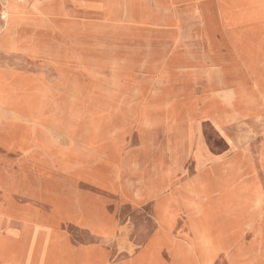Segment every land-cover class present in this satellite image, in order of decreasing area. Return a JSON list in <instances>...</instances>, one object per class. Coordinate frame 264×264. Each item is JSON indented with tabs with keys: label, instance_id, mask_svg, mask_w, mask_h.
Masks as SVG:
<instances>
[{
	"label": "rangeland",
	"instance_id": "1",
	"mask_svg": "<svg viewBox=\"0 0 264 264\" xmlns=\"http://www.w3.org/2000/svg\"><path fill=\"white\" fill-rule=\"evenodd\" d=\"M6 9L9 14L4 18ZM262 54L264 0H0V143L27 153L34 141L30 157L0 148V168L7 182L21 185L28 178L49 197L52 205L36 206L32 216L43 217L53 210L54 222L73 220L99 236L111 237L102 242L63 223L62 240L71 249L60 243L58 235H40L39 225L27 228L30 234L12 228L16 239L0 234V264H211L214 255L236 264L235 242L245 235L240 228L259 229L258 235L250 232L242 240L240 263L264 264L262 224L253 219L247 223L236 205L228 212L224 209L232 194L239 204L245 200L247 210L249 195L257 196L255 188L233 191L227 186L251 174L249 169L214 177L213 182L222 180L219 198L208 203L189 198L178 208L170 204L165 177L155 179L151 195L157 197L160 227L141 252L139 240L149 233L141 228L146 211L135 208L120 192L102 189H115L111 180L121 191L130 188V179L145 165L146 156H181L167 152L176 145L169 135L177 128L172 131L168 122L175 107L184 104L202 113L216 103L211 106L220 105L225 118L260 110L264 88L247 83L264 82ZM223 67L228 73L221 83L237 84L235 92L202 87L208 78L218 79ZM142 118L152 154L141 147ZM213 121L229 136L219 121ZM201 128L213 163L227 169L233 155L257 163L261 140L255 142L256 130L241 131L247 149L242 152L243 148L231 149L210 123L203 122ZM203 151L199 143L198 165L207 160ZM258 152L264 168V144ZM186 166L189 169L180 170V179L195 172L191 160ZM201 192L195 190L197 196ZM27 198L15 196L20 207L28 210L31 205L33 210V201ZM220 198L225 203L218 213L211 206L219 205ZM257 199L255 205H261V196ZM10 203L0 183V208L9 209ZM80 206L81 217L75 213ZM92 210L110 215L118 224H130L132 228L123 229L127 243L136 249L133 246L128 253L119 242L122 232L112 235L115 227ZM176 210L186 213L189 229L180 242L172 238ZM181 230L177 228L176 234ZM189 237L200 248V260L186 251ZM163 249L171 255L170 262L162 258ZM215 264L227 263L220 258Z\"/></svg>",
	"mask_w": 264,
	"mask_h": 264
},
{
	"label": "crops",
	"instance_id": "2",
	"mask_svg": "<svg viewBox=\"0 0 264 264\" xmlns=\"http://www.w3.org/2000/svg\"><path fill=\"white\" fill-rule=\"evenodd\" d=\"M259 55V54H258ZM262 62L260 64V70L264 72V54L260 55ZM218 79H207L206 84L202 83V87L204 88H210L213 90H216L218 92H224V93H231V90L233 89L234 92L236 91L238 85L237 84H230V85H222L221 80L224 78L225 73H228L227 68H220ZM247 84H254L257 86V88L260 89V87L264 88V82L262 84H256L253 80L251 82H248ZM264 96V94H263ZM216 104V103H211ZM262 108L260 110H254L251 112H243L238 111L236 115L234 116H227L225 118L224 111L220 108V105L218 106H207L206 109L203 110L202 113H196L193 109V107L189 106V108L184 106V104L175 107L172 111L169 113L168 122H170L172 131L177 128V132H171L169 135L171 141L173 143H176L175 149L171 147L167 152L169 154H181L179 157L182 159L181 161L179 158H175L174 155H171L170 157L166 159H160V158H150V156H146L145 158V165L142 167H139L138 175L134 178H131L130 181L132 182V185L128 189H122L119 190L117 188L114 181L111 180V184H114L115 189H109V188H102L105 190L113 191V192H120L122 197L130 202L135 208H142L144 211H146V217H145V226L141 227L146 229L149 233L145 237H141L139 240V252L143 250L149 243L151 237L156 235L158 228L160 227V224L158 223L156 213H155V203L157 201L156 196H152L151 193L154 188V182L155 179H158L159 176L165 177V183L169 184V189L166 194H168L171 201V206L173 208H178L180 204H185L188 202L189 198L194 199L195 201H201L204 203H208V201L212 198H219L221 196V192L219 190L220 183L222 180H218L217 182H213L212 179H215L214 177H222L223 175L226 176V174L232 170H236L239 175L244 169H249L251 174H248L245 177H239L238 182L236 180L231 181L230 183H227L230 190H236L241 188L250 187V189L255 188L257 190L256 194L257 196L260 195L263 203L261 205H255L257 203V196L255 194L249 195L251 200V205L248 208V210L244 207V205L241 206L242 212L246 214L247 223L250 221L255 220V224H262V227L264 228V168L262 167V162L259 158V149L261 148L262 142L264 141V98L262 99ZM227 115V114H226ZM238 115V116H237ZM229 117V118H228ZM12 119V118H11ZM215 119L216 121H219L221 125L223 126V129L227 131L229 136L227 134H224L223 131H221L218 126L213 121ZM38 120V118H37ZM144 119L139 120V128L141 129L140 134V140L142 142V149L146 152V154H152L151 149H149V144L147 145V135H146V129L147 124L141 127L140 122H142ZM17 123L24 125L28 124L26 122H22L20 120ZM145 121V120H144ZM146 122V121H145ZM208 122L210 123L216 131L219 132V134L224 138V140L227 142L229 146H231V149L239 148L238 150L243 148L242 152H246V140L242 137L243 134H241L244 129L251 128V130H256V140L257 142L259 139L261 140L259 146L256 149V158L257 163L255 165L252 163V161L248 160L247 156L245 155H233V157L230 159V163L227 169L222 167L219 164L213 163L214 157L212 154L211 149L209 146L205 143L204 134H202V123ZM31 124V123H29ZM244 132V131H243ZM5 136V135H4ZM3 137V136H2ZM21 137H27L24 135H21ZM28 138V137H27ZM29 139V138H28ZM32 140V139H30ZM34 141L30 142V151L27 153L24 152H16L14 150H9L6 147H4L0 143V148L2 150L10 152V153H18L20 155H23L24 157H30L32 156L34 147H33ZM199 143L204 147V155H206V162L201 165H198V161L196 158V150L199 146ZM252 154V153H251ZM192 162V165H194L195 172L191 176H187V178L180 179V172L181 171H188V167L186 166V163L188 161ZM248 160V161H247ZM65 171H67L66 168H64ZM181 170V171H180ZM78 170H75L73 173H75ZM73 173L71 175H73ZM189 174V172H187ZM4 176V179H3ZM73 179V177H71ZM7 175L2 171L0 168V183L2 184V188L7 193L8 196H10L11 203L9 206V209L0 208V234L11 236L13 239H16V237L13 236V229L12 228H24L28 234H30L32 231L28 230L27 228H37L36 225H39L38 228H40V235H45V229L44 228H53L54 234H58L60 243L68 248L73 249L70 246L64 245V241L62 240V233L61 228L63 223L69 222L70 224L75 225L76 228H81L82 230L87 231L90 233V235L99 237L102 239V242H107L109 239L99 236L98 234H95L92 232L87 226H83L82 224L68 219H60L54 222L53 220V210L50 214L44 213L42 216H32L33 212L36 210V206L43 205L45 206L47 203L51 204L49 197L45 195V193H41L39 188L37 186H32L29 183L28 178L26 179V182L21 185H16L14 183L7 182ZM76 182L81 181L82 179L76 180L73 179ZM211 181L213 182V185L211 184ZM93 183V182H92ZM238 185V186H237ZM99 186V185H98ZM100 187V186H99ZM201 190L202 194L198 195L195 193V190ZM24 196L28 197L27 199L31 202L33 201V210H31V205L27 206L28 210H24L22 207L18 205V202L15 200V196ZM52 205V204H51ZM35 209V210H34ZM52 209L53 206H52ZM37 211V210H36ZM83 208L80 206V210L76 211L75 213L81 217L83 214ZM177 211V224L174 228L172 237L174 242H180L182 239H185L186 232L189 230L187 228V215L182 210H176ZM93 215L96 217L102 218V222L106 223L108 225H113L114 232L112 235H116L122 232L121 237L119 238L120 244L126 248L128 253L130 252V248L135 245L130 243L128 244L125 237V228H132L130 224H118L114 218H112L108 214H99L96 211H93ZM250 215V216H249ZM251 217V219H250ZM115 222V223H114ZM10 227V228H7ZM6 228L7 231L3 232V229ZM124 228V229H123ZM177 228H183V230L177 232ZM111 229V228H109ZM123 229V230H122ZM242 231H244L245 235L238 237V239L235 242V250H238L237 256L235 257L236 264H241V248H242V240L246 238V236L253 232V234H259L258 228H240ZM111 235V236H112ZM30 237V236H29ZM188 243L186 241V251L191 253L196 259L200 260V253H199V247H197L196 244L192 243L193 241L189 237ZM76 251H81L82 249H74ZM93 250V249H92ZM137 252V254L139 253ZM136 254V255H137ZM133 255V254H131ZM129 255L128 257H130ZM126 257V258H128ZM162 258H164L166 261H171V255L169 254L167 249L162 250ZM220 258H224L226 263L229 264L228 260L225 257L222 256H213L211 264H215L216 261Z\"/></svg>",
	"mask_w": 264,
	"mask_h": 264
},
{
	"label": "bare ground",
	"instance_id": "3",
	"mask_svg": "<svg viewBox=\"0 0 264 264\" xmlns=\"http://www.w3.org/2000/svg\"><path fill=\"white\" fill-rule=\"evenodd\" d=\"M8 14H9V10H4V12H3V17L4 18H7L8 17ZM262 144H264V141L262 142ZM231 172V171H230ZM230 172H228L227 174H229ZM214 182H216V181H214ZM234 193H236V192H234ZM239 198H243V197H239ZM245 199H246V201H247V199L248 198H246V196L244 197ZM216 199V198H215ZM237 197H236V194H232V196H231V204H229V201L227 202V203H225L223 200H221V198L218 200L220 203H219V205H216V206H211V209L212 210H214V211H216V212H222L223 211V208H222V203H225V204H227V206L226 207H224V209L226 210V212H228V211H230L229 209H231L234 205H236V208L237 209H241V206L240 205H243V203L245 202V200H242V199H240V204L239 203H237ZM45 233H50V234H54V232H50V230H45ZM55 235H58V234H55Z\"/></svg>",
	"mask_w": 264,
	"mask_h": 264
}]
</instances>
